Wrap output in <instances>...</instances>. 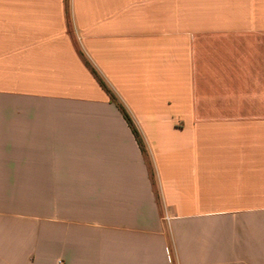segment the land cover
Returning <instances> with one entry per match:
<instances>
[{
  "label": "crops",
  "instance_id": "0c3cea01",
  "mask_svg": "<svg viewBox=\"0 0 264 264\" xmlns=\"http://www.w3.org/2000/svg\"><path fill=\"white\" fill-rule=\"evenodd\" d=\"M0 264H264V0H0Z\"/></svg>",
  "mask_w": 264,
  "mask_h": 264
},
{
  "label": "trees",
  "instance_id": "16d2710c",
  "mask_svg": "<svg viewBox=\"0 0 264 264\" xmlns=\"http://www.w3.org/2000/svg\"><path fill=\"white\" fill-rule=\"evenodd\" d=\"M86 66H88L87 63H85ZM92 75L94 76V78L96 79V81L98 82V84L100 85V87L102 89H104L106 91V93L110 96V100L116 105V107L118 108V110L120 111V113L122 114L124 120L126 121L127 125L129 126L142 154L144 155V157H146V153H145V149L142 143V139L137 131V129L135 128L134 124L132 123V121L130 120L129 116L127 115V113L125 112V110L120 106V104H118V102L116 101V99L110 94V92L108 91L107 87L105 86V84L103 83V81L100 79V77L92 70L90 69ZM148 168H149V164H148ZM150 174H151V169L149 168Z\"/></svg>",
  "mask_w": 264,
  "mask_h": 264
},
{
  "label": "rangeland",
  "instance_id": "374dc122",
  "mask_svg": "<svg viewBox=\"0 0 264 264\" xmlns=\"http://www.w3.org/2000/svg\"><path fill=\"white\" fill-rule=\"evenodd\" d=\"M11 203H12L13 205L19 206L18 197H12V199H11Z\"/></svg>",
  "mask_w": 264,
  "mask_h": 264
}]
</instances>
